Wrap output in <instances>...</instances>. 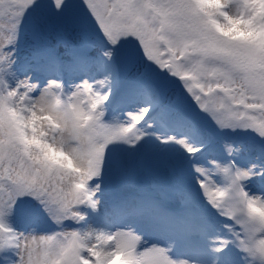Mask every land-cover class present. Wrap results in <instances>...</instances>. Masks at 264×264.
<instances>
[{
	"label": "clouds",
	"instance_id": "1",
	"mask_svg": "<svg viewBox=\"0 0 264 264\" xmlns=\"http://www.w3.org/2000/svg\"><path fill=\"white\" fill-rule=\"evenodd\" d=\"M42 3L54 12H63L73 3L84 6L83 0H33L31 8ZM113 5L114 18L134 24L147 36L164 38L158 41L165 50L164 58L173 57L172 63L181 75H175L167 65L162 68L148 61L139 42L130 43L133 37L127 38L129 43L118 40L112 44L95 27L94 46L105 62H114L117 52L127 49L142 59L147 69L174 80L191 98L187 88L194 83L211 88L216 115L234 114L231 123L222 127L204 112L217 129L251 132L264 141V134L249 126L253 117L264 123V0H133V13L117 0H108V6ZM5 31L0 28V32ZM17 40L18 34L11 43L0 37V207L5 211L0 216V264H28L24 245L41 236L54 237L50 245H45L46 264H264V245L259 243L264 241V154L241 166L234 157L243 150V143L224 140L226 159H212L208 166L194 165L200 196L223 221L213 233L189 230L194 218L206 216L194 211L178 190L173 195L166 187L148 188L142 181L133 180L125 185L124 194L106 202L105 173L110 155L123 146H132L128 141L136 146L141 140L137 142L129 134L106 143L110 133L102 125L123 124L128 117L109 113L105 104L100 109L104 115L97 119L98 112L89 115L86 104L81 108L74 106L78 98L73 93L88 82L95 93L111 95L115 73L78 82H66L59 74L41 79L31 71L18 73ZM169 47L175 52L167 51ZM251 58H255V63L249 66ZM101 80L105 81L103 85L97 83ZM193 92L203 95L200 88H193ZM241 99L244 103H235ZM247 104L260 107L249 109ZM145 132L150 134L146 126L136 129L139 135ZM181 137L193 155L204 147ZM101 146L104 154L100 175L84 181L87 198L82 190L80 201L71 204L67 211H45L51 225L47 230H41L34 221L22 227L10 221L16 214L13 205L25 196L40 204L42 210L44 202L53 209L60 208V194L95 167ZM217 165L228 168L229 175L218 171ZM197 167L205 169V173L197 172ZM48 169L51 175L38 180L33 189L40 192L39 199L28 193L12 198L16 183H27L22 179L25 174L42 177ZM241 172L247 175L239 176ZM254 179L261 182L255 191L250 186ZM192 235L202 241L200 255L184 251ZM128 237L135 238V247L118 251V245ZM146 249H153L151 257L143 255ZM73 253H79V258Z\"/></svg>",
	"mask_w": 264,
	"mask_h": 264
},
{
	"label": "rangeland",
	"instance_id": "2",
	"mask_svg": "<svg viewBox=\"0 0 264 264\" xmlns=\"http://www.w3.org/2000/svg\"><path fill=\"white\" fill-rule=\"evenodd\" d=\"M94 29V23L75 3L63 12L52 11L46 3L30 8L18 29L17 72L31 71L34 77L41 79L45 75L59 74L66 82H78L84 78H96L114 72L115 86L107 104L119 105L113 104L114 99L119 102L122 100V105L116 108V113L121 116L128 111H136L149 102L143 94L145 86L156 87L159 98L153 105L169 108V113L160 112L164 119L160 122L172 127L173 122L168 119L174 117L180 126L187 125L182 130L186 133L172 135L190 139L194 136L204 145V149L208 148L211 141L215 142L214 146L207 151L208 154L202 161L192 165L189 162L191 155L177 143H164L160 139L163 135L157 131L158 122L153 123L148 128L150 134L144 136L138 145L123 146L110 155V166L105 173L104 199L109 201L111 193L124 194L127 190L125 185L133 180H140L149 188L151 183L148 181H156L158 178L163 185L183 182L180 185L184 184L188 188L196 204L201 209L208 208L194 179V165L208 166L212 159H226L222 142L232 140L243 143V150L234 159L241 166H246L264 154V142L253 139L247 132L233 133L217 129L210 117L197 105L194 107L185 101L193 103L192 98L174 80L147 69L143 60L132 56L127 49L119 50L114 62H105L98 54V48L94 46ZM77 55L80 58H76ZM73 57L77 59V65L71 64L74 62ZM138 94L143 96L141 104L134 100L139 97ZM202 131L204 133L199 137ZM244 143L253 146V150ZM254 182L261 185L255 179L251 181V185ZM36 207L38 206L34 201H26L9 219L16 227L34 221L41 230L49 229L51 225L43 210L38 215L32 213V209ZM212 214L214 215L213 211Z\"/></svg>",
	"mask_w": 264,
	"mask_h": 264
},
{
	"label": "snow or ice",
	"instance_id": "3",
	"mask_svg": "<svg viewBox=\"0 0 264 264\" xmlns=\"http://www.w3.org/2000/svg\"><path fill=\"white\" fill-rule=\"evenodd\" d=\"M33 0H0V28L5 29V32H0V37H2L5 43H11L18 34V29L29 11L32 7ZM117 2L121 5V7L125 8L129 13H133L135 10L130 7L133 3V0H117ZM83 10L86 16L94 21L95 27L98 28L99 31L103 32L108 40L112 44H116L118 40L122 44L129 43L127 38L129 36L133 37L130 43L135 44L136 41L139 42V48L143 49V56L147 58L148 61L154 62L160 67L169 66L175 75H181L180 70L176 67L172 61L173 57L169 56L164 58L165 50L160 48L158 41L164 40L163 37L157 36H147L141 29L137 28L134 24H128L122 22L119 19H116L112 16V12L115 10V5L112 7L108 6V0H83ZM7 5V6H6ZM123 37L124 39H121ZM2 47V45H0ZM167 51L175 52V49L169 47ZM255 63V58H251L248 61V65L251 66ZM97 83L103 85L105 81L101 80ZM32 87V86H27ZM193 88H200L203 95H198L193 92ZM188 93L192 94V98L195 100L196 104L199 106V109L203 112L208 113L214 120L217 121L222 127L227 126L231 123L232 116L234 114L227 113L221 114L219 116L216 115L218 111L215 97L212 95L213 89L204 88L200 84H193L187 88ZM143 94L148 103H146L143 107L139 108L137 111H128L126 112V116L128 117V121L119 125H102L110 135L106 140V143L110 141H117L122 138H126L129 134L134 135L136 137V141H140L145 135H148L147 132L143 133V135H139L136 133V129L141 126H146L147 128H151L152 124H150L146 117L150 114L152 110V105L156 103L159 98V91L156 87L152 85H147L143 89ZM74 97L78 98V102L74 105L77 108H81L82 105H87L88 114L91 115L93 112H98L97 119L104 115V112L101 111V107L106 104L109 99V96L103 95V93H95L94 89L89 85L88 82H85L83 88H77V91L73 93ZM237 104L244 103V101L238 100L235 101ZM249 109H255L260 107L256 104H247L245 105ZM144 121V124L141 125V122ZM251 127H256L261 134H264V123H258L255 117L252 118V124L249 125ZM164 143H177L182 146L188 153L191 154L192 149L188 147L186 144L185 138L177 137L175 135H171L170 137H160ZM128 143L134 146L133 141H128ZM99 156L96 161V165L94 168H90L85 177H83L80 182L75 183L74 186L69 189L66 193L60 194V199L63 201L60 208L53 209L48 206L47 202L45 203L43 212L47 211L49 214L53 212H64L67 211L71 204L78 203L80 201V192L83 190L85 197H88L87 190L85 189L84 181L89 176H98L101 172V165L103 162V154L104 147L101 146L98 150ZM218 171L222 172L225 176L229 175V169L224 167L221 168L217 165ZM196 171L204 174L205 169L196 168ZM51 175V169H48L44 176L36 177L34 175L25 174L22 179L27 180V183H16V189L14 193H11L13 199L17 195L25 196L26 193L31 194L36 199L40 198L39 191H33L36 187L38 180H46L48 176ZM239 176L247 175L246 172H241L238 174ZM235 180H233V184H235ZM222 195L224 193H221ZM26 201H34L27 199L26 196L23 199H19L18 203H15L13 207L17 211V209L23 205ZM53 202L55 201V197L53 198ZM36 203V202H35ZM36 205L38 207L32 209L33 214H40L42 208L40 204ZM95 205L93 204V207ZM5 211L2 207H0V216H3ZM58 219V217H56ZM10 239H14L11 237ZM54 237H44L41 236L39 238L33 237L31 240L27 241L24 245L25 249L28 253V264H46L44 255L45 253V245H50ZM135 238L128 237L123 244L118 245V251L123 249H128L129 251L135 247ZM261 245H264V241L259 242ZM0 248H3V244L0 243ZM160 253H163V249L157 250ZM153 253V249H146L143 255L147 257H151ZM76 257L79 258V253H73ZM95 255L99 256L100 253H95ZM112 255H115L113 253ZM75 264V261L72 262ZM84 264H87V261H84ZM171 264V262H169Z\"/></svg>",
	"mask_w": 264,
	"mask_h": 264
},
{
	"label": "bare ground",
	"instance_id": "4",
	"mask_svg": "<svg viewBox=\"0 0 264 264\" xmlns=\"http://www.w3.org/2000/svg\"><path fill=\"white\" fill-rule=\"evenodd\" d=\"M76 58H80L79 55L76 56ZM75 57H73V60L74 62L71 63L72 65H77V59ZM84 58V57H82ZM81 58V59H82ZM72 77L69 78V80H71ZM116 95V94H114ZM137 96V95H136ZM139 97H136L134 98V100L136 102H138L139 104L142 103V97L143 96H140V94H138ZM119 104V105H110L109 104V107L111 108V111H113L114 113H116L117 109L116 108H119L118 106H121L122 105V100L119 102L116 100V98L114 99V102L113 104ZM144 103V101H143ZM141 108V107H139ZM169 108H165V106H162L160 107V105H152V110L150 112V114L146 117V120L150 123V124H153V123H157V131L162 134V133H165L167 135H172L174 133H186V131H182L184 129V127H186L187 125L185 124H182V126H180V123H178V121L174 118V117H171L169 120V122H173L172 123V127L171 126H168L166 123H162L160 121H162L163 118H161V113L162 111H165L167 112ZM169 113V111H168ZM167 113V114H168ZM164 120V119H163ZM144 122V121H143ZM144 124V123H143ZM178 125V126H177ZM204 132L202 131L200 136H202ZM191 140H194V141H197L198 140L193 136L191 137ZM199 143V142H198ZM214 143L215 142H209L208 144V148L207 149H204V147L201 149L200 152L196 153V154H190L191 155V158H193L194 156H197V158L195 159V163L196 162H200L202 161V159L208 154V150H210V148H212L214 146ZM245 145H247V148H250V150H253V146H251L250 144H247V143H244ZM263 154V153H262ZM236 162H238L236 160ZM155 179L154 180H150L148 181V183L150 182L151 183V186H149V188H153V187H166L167 189L170 190V193L173 194V195H176L177 194V190H178V193L180 196L184 197L185 199H187L193 210L196 211L198 210L199 212H202L204 213V215L206 216V219H203V218H194L193 219V222L190 224L189 226V230L192 232V233H195L197 231H206L208 233H213L215 231H217L223 224V221L221 218L217 217L214 213V215L212 214V210H210L209 208H200L199 205L196 204V202L194 201V199L191 197L190 195V192L188 190L187 187L184 186V184H181L180 183H183L181 181H179L177 183H170V184H165L163 185L162 183H160L159 179L156 178V181L154 183ZM252 189L255 191V190H258L261 185H258V183L254 182L252 185H251ZM117 195V193H113L110 197V199ZM184 251H186L188 254L190 255H200L202 254V241H198L197 237L195 235H192L189 240L187 241L186 245H185V249Z\"/></svg>",
	"mask_w": 264,
	"mask_h": 264
},
{
	"label": "trees",
	"instance_id": "5",
	"mask_svg": "<svg viewBox=\"0 0 264 264\" xmlns=\"http://www.w3.org/2000/svg\"><path fill=\"white\" fill-rule=\"evenodd\" d=\"M194 106H196L195 102L193 103ZM254 136H256L255 134H253Z\"/></svg>",
	"mask_w": 264,
	"mask_h": 264
}]
</instances>
